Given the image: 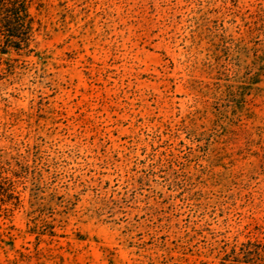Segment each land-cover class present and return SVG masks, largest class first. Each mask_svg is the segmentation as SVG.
<instances>
[{"label":"rangeland","instance_id":"1","mask_svg":"<svg viewBox=\"0 0 264 264\" xmlns=\"http://www.w3.org/2000/svg\"><path fill=\"white\" fill-rule=\"evenodd\" d=\"M39 4L28 49L0 51V156L19 198L0 264L264 252V0Z\"/></svg>","mask_w":264,"mask_h":264},{"label":"trees","instance_id":"2","mask_svg":"<svg viewBox=\"0 0 264 264\" xmlns=\"http://www.w3.org/2000/svg\"><path fill=\"white\" fill-rule=\"evenodd\" d=\"M34 1L39 4V0H0V51L2 55H6L9 50L19 53L24 49H28L33 35V25L36 23L35 17L30 14ZM41 6L39 4L40 8ZM5 64L6 70L11 68V65ZM16 177L17 175L10 163L4 162L0 156V218H3V220L10 219L19 208V198L14 195L15 182L13 180ZM29 223L30 225L25 235L35 236L38 239L37 242H39V238L43 235L38 233L40 228L35 222L31 223L30 221ZM6 238L11 240L9 234ZM10 243L12 247L13 244L12 242ZM249 245L247 242V244L241 246L246 251V260L249 261L245 264H264V252L253 244L252 246ZM37 252L40 253L39 251ZM18 255L16 261L8 262V264H21L28 260L24 256ZM233 259L237 260V264L241 263L239 261L240 256L237 253L234 254ZM251 261H255V263Z\"/></svg>","mask_w":264,"mask_h":264}]
</instances>
